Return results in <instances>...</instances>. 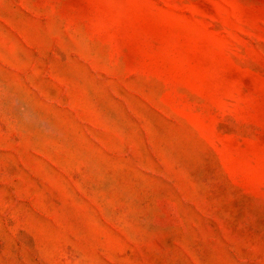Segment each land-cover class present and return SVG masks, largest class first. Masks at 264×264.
Listing matches in <instances>:
<instances>
[{
	"label": "rangeland",
	"instance_id": "1",
	"mask_svg": "<svg viewBox=\"0 0 264 264\" xmlns=\"http://www.w3.org/2000/svg\"><path fill=\"white\" fill-rule=\"evenodd\" d=\"M0 264H264V0H0Z\"/></svg>",
	"mask_w": 264,
	"mask_h": 264
}]
</instances>
